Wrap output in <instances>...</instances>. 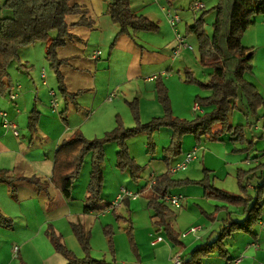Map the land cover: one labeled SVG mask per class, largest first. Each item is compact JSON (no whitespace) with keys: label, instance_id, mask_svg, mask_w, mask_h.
I'll use <instances>...</instances> for the list:
<instances>
[{"label":"crops","instance_id":"obj_1","mask_svg":"<svg viewBox=\"0 0 264 264\" xmlns=\"http://www.w3.org/2000/svg\"><path fill=\"white\" fill-rule=\"evenodd\" d=\"M77 1L88 9L95 20L93 31L87 32L85 29L79 31L87 41V46L83 50V58L88 56L95 63V74L92 77V83H90L87 90L79 89L86 90V92L78 98L81 110L89 107L90 112L85 117L74 116L76 120H73L71 114L74 113L73 111L75 113L78 111L72 104H69L68 121L63 124L61 118H56L48 113V104L52 101L51 92L55 91L53 89L47 90L49 84L42 81L41 76L40 88L35 86L37 94L28 85V79L25 76L12 78V94H17V98L15 101H11L8 95H0V109L8 114L9 120L17 125L21 133L16 137L11 129L3 128L0 117V170H7L13 176L31 177L38 175L49 179L53 172L56 149L64 140L71 138L77 131L89 140L101 138L114 128L117 115L121 116L125 127H133L135 123L127 101L139 100L142 123H148L153 118L163 117L164 110L157 99L156 80L149 81V78L152 77L159 76L163 78L169 89L175 116L191 120L196 117V114H203V112L193 111L195 100L191 108L188 105L190 99L185 102L181 101L189 94L188 89H184L180 84V77L177 79L175 76L177 64L182 61L180 59L182 56H185L189 63L187 64V61L183 60L187 66L184 69L191 68H189L188 49L179 45L176 31L167 18L168 11L179 14L176 8H172L175 2L169 6L165 0H131L133 12L146 16L160 27L158 33L140 32L135 35L134 39H131L127 35H119L120 27L114 24L111 17L106 14V3L103 0ZM191 2L195 1L191 0ZM259 18L256 19L255 24L259 22ZM262 20V23H264V17ZM150 42H158L159 51L149 49L147 44H150ZM243 45L252 48L255 52L254 47L247 46L244 43ZM177 50L179 54L175 56ZM98 51L101 52V55L98 59H95L94 55ZM43 52L45 53V46ZM27 64H29V61ZM25 67V70L29 69L27 66ZM41 87L46 89V92H42V95ZM172 93L180 98L177 104L173 101ZM87 97H89V101L85 100ZM60 99L65 105L61 97ZM61 102H59V105ZM34 106L39 112V122L37 131L31 133L28 129V120ZM47 126L55 127V132L45 129ZM164 130L167 131L165 134H163ZM171 136L172 131L170 129H162L153 135L156 144L154 156L147 154L146 136L142 137L137 148H135L134 138L127 141L131 156L141 166L145 164L146 169H149V172L146 173L143 166L141 180L138 183L132 181L129 173L118 170L116 166L117 144H107L105 146L103 203L100 205V210L91 212L88 215L84 214L83 211L85 199L88 196L87 188L91 174L90 156L86 158L81 175L73 186L70 200L65 199L61 191L54 188V186L49 190L51 199H48L47 196L40 193L36 185L24 180L16 182L18 191L15 200L11 197L8 186L0 184V209L13 222L11 230L0 227V254L5 256L0 264H15L10 259H20L23 264H68V261L55 251L46 235L49 226H52L57 233L63 236L69 251L78 259H84L86 257L85 252L71 227L72 223L77 222L83 224L85 229L92 234L91 256L94 259H103L112 264H134L136 262L138 264H149V260L152 258L150 260L152 261L151 264H172L173 258L177 254V248L167 240L164 234L156 233L157 228L153 226L151 213L148 210L149 200L156 196L152 190L151 180L167 171V168L163 169L161 163L165 165L163 162V149L169 146ZM190 138L192 141L188 140ZM193 139V136L190 135L184 138L182 154L172 163L174 165L182 161L189 152L196 151V159L190 164L191 166L195 165V167L189 173L174 174L173 178L175 180L196 181L197 179H191L190 177H192V172L196 170V165L200 167L198 160L200 162L203 159V165L206 167V160L211 155L221 154L220 158H226L229 155L226 152L231 149L229 147L231 144L228 146L224 142L203 141L201 145H198ZM161 141L164 144L168 143L167 146L164 145L162 148V156L157 155L159 151L158 144ZM208 143L211 150L206 152ZM144 149L146 150L145 153H143ZM220 158L218 159L221 160ZM257 164L258 162H254V167ZM207 168L205 169L211 173L216 170L211 168L210 165ZM195 175L197 176L196 173ZM251 182L253 184L251 188L255 190V185L259 180L254 179ZM192 187H183L172 193L184 197L182 205L179 209H175L178 212L171 219L174 228L181 234V240L186 246V250L183 252L184 255L190 253L197 245L205 241L212 242L215 240L221 226L227 220V211H220L213 224L209 225L201 212L212 214L217 207L224 205L212 206L208 199L202 197L200 192L192 189ZM123 189L137 196L136 199L132 197L126 199V202L129 204L134 237L137 239V245L139 246L140 261L137 260L132 251L131 256H128L126 250H122L115 240L113 257L103 233V227L106 225L113 226L115 236H122L125 233V224L122 221L117 222L111 211L105 208L107 204L117 203ZM116 208L118 214L126 216L123 202ZM232 212L233 218L241 215L239 214L240 211L233 210ZM217 224L219 228L216 230ZM193 228L196 229L195 233H190ZM255 232L257 234L256 239L247 234L235 233L226 241L229 259H240V264H264V261H262L264 259V238L261 237L262 233L260 235V231L255 230ZM160 236H162V241L152 245ZM99 237H103V240ZM97 241H101V244ZM126 241L129 245L128 237ZM166 241L172 246V251L165 250ZM238 245L242 249H239L237 253L233 252L232 246L237 247ZM15 247L19 248L17 253H14ZM143 248L148 249L146 254H144ZM6 259L7 261L4 262ZM229 259H221L215 254L206 259L204 264H229L232 262Z\"/></svg>","mask_w":264,"mask_h":264},{"label":"trees","instance_id":"obj_2","mask_svg":"<svg viewBox=\"0 0 264 264\" xmlns=\"http://www.w3.org/2000/svg\"><path fill=\"white\" fill-rule=\"evenodd\" d=\"M103 1L106 3V14L111 17L114 24L120 27L119 35H127L134 39L135 35L140 32H159L158 24L146 16L133 12L131 0ZM165 1L171 5L176 0ZM2 7L9 10L11 15L3 13L6 17L0 19V95L10 96L12 94L10 68L14 63L20 62L21 49L43 43L45 59L54 72L58 84L56 98L59 96L65 102V108L59 113V116L63 122L67 123L68 105L72 104L77 111H80L78 98L86 90H79L75 93L68 91L62 68L71 65V58L61 59L58 51L69 43L84 42V36H81L79 31L85 29L87 32H91L95 29L93 16L77 0H4ZM212 11L215 12V21L211 34L207 32L205 22L209 11L196 19L193 25L186 26L187 34L197 36L201 64L212 70L206 82L196 78L191 69L186 68L184 72L186 83L209 92L208 96H197L195 99V103L201 106L203 114H199L191 120L175 116L169 89L163 78L158 76L156 92L158 102L164 110L163 117L153 118L148 123H142L139 100L127 101L135 125L131 128L125 127L121 116L117 115L114 128L101 138L89 140L81 132H75L71 138L64 140L56 149L53 172L49 179L38 175L13 176L7 170H0V184L8 186L11 197L17 199L16 182L24 180L36 185L40 193L47 196L48 199H51L49 190L54 186L61 191L65 199L70 200L73 186L81 175L86 158L90 156L91 174L83 213L88 215L98 211L103 203L105 146L109 143L117 144L116 166L118 170L129 173L132 181L138 183L141 180L143 166L131 156L127 141L139 135L146 136L147 154L154 156L156 153L154 133L162 129H170L172 131L170 144L163 149V162L167 171L151 180L152 190L156 196L149 200L148 210L151 213L153 226L157 228L156 233L164 234L167 240L177 248L176 256H180L181 264H204L206 259L215 254L221 259H229L226 241L235 233H244L256 239L255 227L260 223L264 210V152L260 156L254 157L253 160L258 162L256 167L247 172L238 170L237 178L243 195H236L216 188L211 179V172L207 169H203L205 177L200 182L187 179L175 180L174 174L170 171L174 165L179 163L173 165L172 161L182 154L183 140L186 136H193L198 145H201L203 141L224 142L235 146L244 144L246 142L244 127L243 125L234 127L230 124L231 112L238 109L239 102L245 103L247 113L256 115L259 110H264L263 96L257 87L246 79L247 75L253 73L254 52L252 48H247L242 43L243 35L255 24L256 19L264 17V0H218ZM38 122L39 112L34 106L28 120V129L31 133L37 131ZM255 130H257L256 127ZM262 135L261 138L264 137V134ZM233 151L244 152L249 149L234 148ZM248 172L250 173L248 174ZM247 174L250 175L251 180H259L255 185L256 194L254 195H248L249 184L248 186L243 185ZM193 184L203 186L206 199L226 204V206L217 207L212 214L202 211L206 218L214 222L217 213L227 211V220L221 226L215 240L205 241L184 255L186 246L181 240V234L174 228L171 221L176 215L175 209L179 208L166 204L165 198L168 195H174L172 193L175 190ZM176 195L181 196L180 194ZM129 198L131 197L125 196L119 202L124 203L126 216L118 214L115 204H107L105 208L111 211L117 222L122 221L125 224L124 231L128 237L131 251L140 261L129 204L126 202V199ZM183 199L184 197L181 196L180 206ZM230 210L240 211L241 215L238 217L240 219L233 218V212ZM0 227L8 230L13 228L12 220L1 209ZM71 227L85 252L84 259H78L68 250L63 236L57 233L52 226H49L46 231L55 251L62 255L68 264H112L91 256L92 234L85 229L83 224L72 223ZM103 233L114 257L115 232L113 226H104ZM160 237L162 238V236Z\"/></svg>","mask_w":264,"mask_h":264},{"label":"rangeland","instance_id":"obj_3","mask_svg":"<svg viewBox=\"0 0 264 264\" xmlns=\"http://www.w3.org/2000/svg\"><path fill=\"white\" fill-rule=\"evenodd\" d=\"M193 1L196 2L198 0H193ZM174 2L175 3L172 2L173 3L172 8L173 9L176 8V10L178 11V13L180 14V16L182 18V23L178 25L180 35L185 39L186 43L191 47V49L187 51L188 58L190 60V67L189 68L193 69L191 71L194 72L196 78H198L202 82H206L209 78V74L212 73V70H210L209 68H205L201 64L200 59H199V42H198L197 36L194 34L189 35L186 33V24L188 26H191L194 23V21L196 19H198L203 13L209 11V13L206 15L205 22H206L207 32L209 34H211L212 33V25L215 21V12L212 11V8L215 7V5H217L218 0H199L198 2L203 3L205 6V9L200 10V11H196V12L193 10L192 5L194 2L192 3L191 0H176ZM3 3H4V0H0V19L3 17H6V16H4V14H6V13H9L11 15V12L9 10H6L2 7ZM262 19H263V17H260L258 19L259 22L257 24L252 25L246 31V33L243 35L242 43H244L247 46L254 47V50H255V52H254L255 57L253 58V62H252L253 66H254L253 73L247 75L246 79L249 82L253 83L257 87V89L259 90V92L261 93V95L264 98V23H262L263 22ZM83 39H84V42L76 41V43H69L66 47L61 48L58 51L59 57L61 59L71 58V61H70L71 65L70 66H64L62 68V72H63V75L65 77L67 87H68L69 91H71V92H76L79 89H86L87 90L88 87H90V83H92V81H91L92 77L95 74V70H94V64L95 63L92 60H90L88 58V56L83 58V53H84L83 50L87 46V41H85L86 39L84 37H83ZM157 43L158 42H153V43L150 42V44H147V45H148L149 49H151L153 51H159ZM44 46L45 45L43 43H37L33 46L21 49L20 62L14 63L12 65V67L10 68V73L12 75V78H15V77L18 78V77H21V75L25 76V78L28 79V82H27L28 85L31 87V89L33 90V92L35 94L38 93L35 86H37V88H40V85H41L40 84V82H41L40 76L42 77L43 70L45 72V78L42 77V81H46V83L49 84V86L47 87V90L53 89L55 91V93L58 92V84H57L55 74L50 69V65L47 62V60L45 59V53L43 52ZM89 51H90V49H89ZM180 59H182V61L177 64L175 76L177 77V79H179V77H180V81H181L180 84H182L184 89L185 88L188 89V93H189L188 96L185 99H181V101L185 102V101H188L190 99L188 105H189V108H191L193 101L196 99L197 96L205 97V96L209 95V92L206 90L204 91L203 89H201L199 87L197 88L196 86L188 84L185 82L186 75L184 73L185 72L184 68L186 65L183 62V60L187 61V59L185 56H182ZM28 61H29V64H27ZM187 64H189L188 61H187ZM24 66H27V68H29V69L25 70L26 67H24ZM33 79L35 81L34 84H33ZM40 91H41V95H42V92H46V89L41 87ZM121 95H122V93H121ZM172 98L176 104L180 100V98L176 97L174 95V93H172ZM85 100L89 101V97H87V99H85ZM133 100H131V101H133ZM57 101H58L57 111L56 112L53 111L51 101H50V103L48 104V107H49L48 113L52 114L56 118H60L59 113L65 108V105H63L59 96H57ZM59 102H61L60 105H59ZM73 112L74 113L71 114V118H73V120H76V118L74 116H78L79 118L83 117V116L85 117V115H87L88 112H90V109L88 107V108H84V109L78 111L77 113H75V111H73ZM247 112L248 111H247V107H246L245 103L239 102L238 103V109L232 111L230 114V124L232 126L235 127L238 125H243L246 142L244 144H237L236 146L230 145L229 143H225L228 146L230 145L229 147L231 149H228L226 152L229 155H227L226 158H220L222 156L221 154L211 155V157H208V160H206V163H207L206 167H205V165H203V159H201L200 162L198 160L197 162H198V164H200V167L196 165V170L192 172V177H190L191 179H197L195 182H200L205 177L203 169L207 168L208 165H210L211 168L216 169L214 172L211 173V179H212L213 184L215 185L216 188L223 189L225 191H228V192L236 194V195H243V192H242L243 190L238 183V178H237L238 170L242 169L243 171H246V172L250 171L255 166L254 165L255 161L253 160L254 157L260 156L264 152V137L261 138V136H263L262 134H264V131H263L264 110L263 109L259 110L256 115L251 114V113H247ZM197 115H199V113L196 114V116ZM62 123L65 124V122H63V121H62ZM256 126L258 127L257 131L254 130V128ZM45 129L53 131V132H55V130H56L55 127L52 128L50 126L45 127ZM163 132H164L163 134H165V132H167V131L164 130ZM19 133H21V130H19ZM163 136H165V135H163ZM163 136H162V138H164ZM142 137H144V135H139L133 139L135 142V148H137L139 146V144L142 140ZM191 138L188 140L192 141ZM164 145L167 146L168 143L164 144L163 141H161L158 144L159 151H158L157 155L159 154L160 156H162L161 151H162V148ZM146 147H147V143H146ZM234 148H237L239 150L245 148V149H249V151L234 152L233 151ZM209 150H211V148L209 147V143H208L205 151L209 152ZM145 152H146V150L144 149L143 153H145ZM139 155H140V157H142V155L140 153H139ZM200 155H201V153H200ZM218 158H220L221 160H219ZM246 158H247V160H246ZM161 164L163 166V169L165 170L166 169L165 165H163V163H161ZM142 165L144 166L145 164H142ZM194 167H195V165H192V166L190 165L188 167V170L179 172V175L191 172ZM144 169H145L146 173L149 172V169L148 168L146 169V166H144ZM207 169H209V168H207ZM195 173L197 174V176L195 175ZM249 173L250 172H248V174ZM248 174L246 175V177L244 179L243 185L248 186V184H249L248 195H254V194H256V191L253 188H251V186L253 184L251 182L250 175H248ZM196 177H198V178H196ZM189 186H193L192 189H194L196 191L198 190V192H200L202 197H204V188L202 185H194L193 184V185H189ZM186 187H188V186H186ZM190 190H191V188H190ZM263 199H264V197H263ZM194 203H197V202H194ZM209 203L212 206H214V205L218 206L220 204H223L224 206H226V204L221 203L220 201H216V200H209ZM219 207H222V206H219ZM211 209L213 210V207ZM230 211H233V210H230ZM177 212L178 211H176V213ZM201 215L204 217V219L206 221H208L209 225L213 224V221L207 219L206 216L202 212H201ZM216 215H218V213ZM236 218L240 219L238 217H236ZM218 228H219V225L217 224V228H215V229L217 230ZM255 230L260 231L259 232L260 235L262 233L261 237L264 238V210H263L262 219H261L260 223L255 227ZM242 234H244V233H242ZM126 238H127L126 234L124 233L122 236L116 235L114 240H115V242L119 243V246L122 250H126L128 256H131V250L129 248V245L127 244ZM100 239L103 240V237ZM107 242H108V240H107ZM136 242H137V239H136ZM97 243L101 244V241H97ZM140 243H141V241H140ZM137 244H138V242H137ZM165 246H166L165 247L166 251L167 250H170V251L173 250L172 246L169 245V243L167 241L165 242ZM239 249H242V248H240V245H238L237 247L232 246V250L235 253H237L239 251ZM143 251H144V254H146L148 252V249L143 248ZM3 255L4 254H0V262L1 263H2L3 257H5ZM128 258H130V257H128ZM133 258H134V255H133ZM151 259L152 258H150V260ZM150 260H149V264H151V262H152ZM6 261H7V259L4 262H6ZM10 261L15 262V264H21L22 263V260H20V259L19 260L10 259ZM24 261H25V259H24ZM26 261H28V260H26ZM262 261H264V259H262ZM134 264H138V263L136 262Z\"/></svg>","mask_w":264,"mask_h":264},{"label":"built area","instance_id":"obj_4","mask_svg":"<svg viewBox=\"0 0 264 264\" xmlns=\"http://www.w3.org/2000/svg\"><path fill=\"white\" fill-rule=\"evenodd\" d=\"M192 7H193V10L195 12L205 9L204 4L201 3V2H194ZM167 18H168L169 23L171 24V26L176 31L177 41H178L179 45L181 47H184V48L190 50L191 47L185 42V39L180 35V32L178 31V25L182 23L181 16L179 14H176V13H173L171 11H168ZM178 54H179V52L177 50L175 52V56H178ZM100 55H101V52L98 51V52L95 53L94 58L98 59L100 57ZM42 77L45 78L44 70H43ZM156 79H157V77H152V78H149V81H154ZM51 96H52L51 105H52L53 111L56 112L57 107H58V101H57L55 92L52 91L51 92ZM16 98H17V94H11L9 96V99L11 101H15ZM193 111L194 112H203L201 106L198 103L194 104ZM0 117L2 119V127L5 128V129H11L13 131L14 135L16 137H18L19 136V130H18L17 125L9 120L8 114L6 112H4L2 109H0ZM256 129H258L257 126H256ZM196 153H197L196 151H192V152H189L188 154H186L184 159L181 162L177 163L176 165H174L171 168V170H170L171 173L175 174V173H178L180 171L187 170L189 165L196 159V156H197ZM125 196L132 197L134 199L137 198V196L135 194H133L131 192H128L127 190L123 189L121 194L119 195V198H118L117 203L115 205L118 206L120 204L119 202ZM180 201H181V196H178V195H168L165 198V203L171 205L174 208H179L180 207ZM195 231H196V229L193 228V229L190 230V233H195ZM160 241H162V238L158 237L157 240H155L152 243V245H154L155 243L160 242ZM18 250H19V248L15 247L14 248V253H17ZM172 264H181L180 256H176L175 258H173ZM229 264H240V260L239 259L235 260V261H233L232 263H229Z\"/></svg>","mask_w":264,"mask_h":264}]
</instances>
